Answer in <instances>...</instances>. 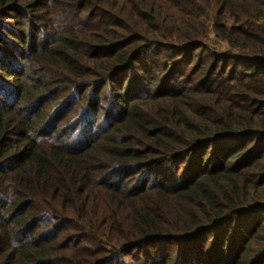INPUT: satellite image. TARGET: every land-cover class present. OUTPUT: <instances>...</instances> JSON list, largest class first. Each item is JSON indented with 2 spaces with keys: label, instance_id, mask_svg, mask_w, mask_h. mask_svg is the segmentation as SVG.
<instances>
[{
  "label": "trees",
  "instance_id": "obj_1",
  "mask_svg": "<svg viewBox=\"0 0 264 264\" xmlns=\"http://www.w3.org/2000/svg\"><path fill=\"white\" fill-rule=\"evenodd\" d=\"M0 264H264V0H0Z\"/></svg>",
  "mask_w": 264,
  "mask_h": 264
}]
</instances>
